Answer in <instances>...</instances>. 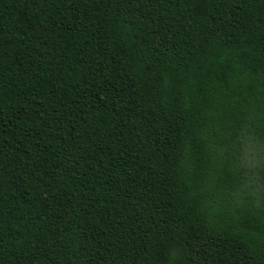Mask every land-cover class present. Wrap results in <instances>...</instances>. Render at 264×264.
Segmentation results:
<instances>
[{
	"label": "trees",
	"instance_id": "1",
	"mask_svg": "<svg viewBox=\"0 0 264 264\" xmlns=\"http://www.w3.org/2000/svg\"><path fill=\"white\" fill-rule=\"evenodd\" d=\"M0 264H264V0H0Z\"/></svg>",
	"mask_w": 264,
	"mask_h": 264
}]
</instances>
